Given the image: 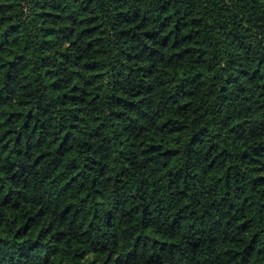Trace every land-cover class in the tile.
Here are the masks:
<instances>
[{"label": "trees", "instance_id": "obj_1", "mask_svg": "<svg viewBox=\"0 0 264 264\" xmlns=\"http://www.w3.org/2000/svg\"><path fill=\"white\" fill-rule=\"evenodd\" d=\"M0 264H264V0H0Z\"/></svg>", "mask_w": 264, "mask_h": 264}]
</instances>
